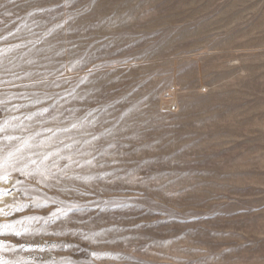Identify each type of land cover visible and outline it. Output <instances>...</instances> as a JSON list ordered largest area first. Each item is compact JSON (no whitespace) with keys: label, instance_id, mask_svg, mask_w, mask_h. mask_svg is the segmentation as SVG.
<instances>
[{"label":"rangeland","instance_id":"374dc122","mask_svg":"<svg viewBox=\"0 0 264 264\" xmlns=\"http://www.w3.org/2000/svg\"><path fill=\"white\" fill-rule=\"evenodd\" d=\"M0 232L19 264H264V0H0Z\"/></svg>","mask_w":264,"mask_h":264},{"label":"snow or ice","instance_id":"6c2138e0","mask_svg":"<svg viewBox=\"0 0 264 264\" xmlns=\"http://www.w3.org/2000/svg\"><path fill=\"white\" fill-rule=\"evenodd\" d=\"M90 2L94 3V0H90ZM37 207H39V206H37ZM53 215L55 216V214H53ZM29 219L30 220L38 219V217L33 216V217H30ZM3 235H4V233L0 232V236H3ZM14 235L19 237L22 235V232L21 231H15ZM0 247H2V246H0ZM93 255H95V253H93ZM0 264H19V262L18 261H12V260H6V259H3L2 257H0Z\"/></svg>","mask_w":264,"mask_h":264}]
</instances>
